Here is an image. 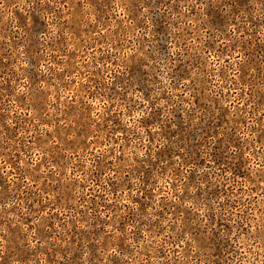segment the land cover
Segmentation results:
<instances>
[{"label":"rangeland","instance_id":"1","mask_svg":"<svg viewBox=\"0 0 264 264\" xmlns=\"http://www.w3.org/2000/svg\"><path fill=\"white\" fill-rule=\"evenodd\" d=\"M0 264H264V0H0Z\"/></svg>","mask_w":264,"mask_h":264}]
</instances>
